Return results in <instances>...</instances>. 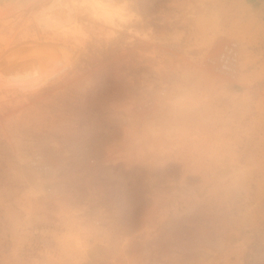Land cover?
Returning a JSON list of instances; mask_svg holds the SVG:
<instances>
[{"label": "rangeland", "instance_id": "1", "mask_svg": "<svg viewBox=\"0 0 264 264\" xmlns=\"http://www.w3.org/2000/svg\"><path fill=\"white\" fill-rule=\"evenodd\" d=\"M137 2L143 39L126 54L120 46L99 53L109 67L86 97L52 89L27 102L0 100V264H59L66 256L53 233L74 244L82 229L97 227L87 264H245L253 250L264 264V11L248 0ZM37 10H19L7 44L0 19V66L30 53L52 59L67 46V37L28 24ZM231 43L238 56L229 74L220 56ZM183 70L215 87L199 98L198 113L180 118L178 134L213 129L228 142L226 158L198 171L106 165L100 146L117 131L110 101L135 99L137 116L167 115L163 97L136 93L115 75L163 91ZM186 188L202 190L195 210L162 219L164 202Z\"/></svg>", "mask_w": 264, "mask_h": 264}, {"label": "clouds", "instance_id": "2", "mask_svg": "<svg viewBox=\"0 0 264 264\" xmlns=\"http://www.w3.org/2000/svg\"><path fill=\"white\" fill-rule=\"evenodd\" d=\"M22 7L38 9L29 12L32 17L29 25L35 23L36 28L54 30L67 37V46L52 59H34L35 54L30 53L0 66V100L5 105L13 100L27 102L52 89L77 98L86 97L98 75L109 67L110 61L99 53L120 46L126 54L143 39L145 32V20L137 0H52L38 5L2 2L0 19L6 30L5 44L9 40L8 25L18 18ZM114 79L122 86L131 84L136 93L163 97L167 115L159 120L151 115L137 116L135 99L110 101L106 112L117 131L100 146L106 165L156 170L176 164L198 171L226 158L228 142L213 129L198 137L178 134L182 126L180 118L199 112V98L215 87L214 82L195 70L178 72L176 80L163 91L146 79L133 82L125 73H117ZM156 110H161L159 105ZM201 192L195 188L183 189L178 198L164 202L161 218L166 219L169 213L179 216L193 212ZM101 231L98 227L82 229L74 237V244L64 235L53 233L54 244L66 256L59 264H87L88 252L100 242Z\"/></svg>", "mask_w": 264, "mask_h": 264}, {"label": "built area", "instance_id": "3", "mask_svg": "<svg viewBox=\"0 0 264 264\" xmlns=\"http://www.w3.org/2000/svg\"><path fill=\"white\" fill-rule=\"evenodd\" d=\"M238 50L235 43L227 45L220 56L221 68L226 73L236 72Z\"/></svg>", "mask_w": 264, "mask_h": 264}, {"label": "crops", "instance_id": "4", "mask_svg": "<svg viewBox=\"0 0 264 264\" xmlns=\"http://www.w3.org/2000/svg\"><path fill=\"white\" fill-rule=\"evenodd\" d=\"M248 4L251 9L258 10L259 12L264 11V0H248Z\"/></svg>", "mask_w": 264, "mask_h": 264}, {"label": "trees", "instance_id": "5", "mask_svg": "<svg viewBox=\"0 0 264 264\" xmlns=\"http://www.w3.org/2000/svg\"><path fill=\"white\" fill-rule=\"evenodd\" d=\"M255 251L253 250L252 253H249L246 259L245 264H255Z\"/></svg>", "mask_w": 264, "mask_h": 264}, {"label": "water", "instance_id": "6", "mask_svg": "<svg viewBox=\"0 0 264 264\" xmlns=\"http://www.w3.org/2000/svg\"><path fill=\"white\" fill-rule=\"evenodd\" d=\"M7 1H9V0H0V3H2V2H7Z\"/></svg>", "mask_w": 264, "mask_h": 264}]
</instances>
